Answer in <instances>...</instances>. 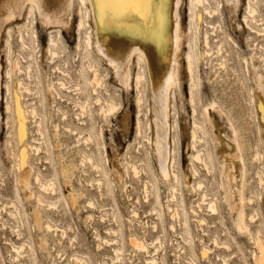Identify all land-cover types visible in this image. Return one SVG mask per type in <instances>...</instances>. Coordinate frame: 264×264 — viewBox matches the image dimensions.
<instances>
[{
  "label": "rangeland",
  "instance_id": "rangeland-1",
  "mask_svg": "<svg viewBox=\"0 0 264 264\" xmlns=\"http://www.w3.org/2000/svg\"><path fill=\"white\" fill-rule=\"evenodd\" d=\"M25 1L27 3L24 0H0V6H3L0 7L2 10H0V20H3L0 21V264H151L150 259L152 258L156 260L154 264H254L253 254L256 251V246L255 240L251 236L256 238L258 234L264 241V189L258 184L257 178L258 172L264 175V110H262V106H264V61L260 58V55L264 56V32H257L264 29V0L252 1L253 5L256 3L255 7L258 11L254 21L251 20L252 17L247 15V0H238L235 3L228 0H210L211 6L216 10L212 16L204 13L202 7L194 2L195 0L181 1L179 14L183 38L178 52L177 84L174 88V94L172 93L169 100L167 111L171 125L173 120L177 121L174 147L175 165L179 174V194L177 195L178 203L169 202L172 207L178 208L181 212L179 214L180 218L175 219H171L167 208V200L170 199L171 190L173 186H176V183L174 181L166 183L161 180L156 164L155 150H151V146L146 139L138 135L137 107L135 104L137 65L132 66L130 85L125 89L119 84L117 76L108 64L107 55H103V52L100 55L95 48L94 52L91 51L93 58H95L96 63L105 75L110 90L109 95L120 102L122 111L117 117H112L108 122H105L96 113L98 106L94 103L95 95L88 90L86 94L90 95L91 120L96 128L98 147L94 144L87 146L80 138L85 134L79 136L77 132L84 131L90 121L87 117H85L83 123L77 120L75 114L79 110L73 104V101L84 103L86 101L85 95H79L73 88V91L58 89L62 99L58 98L55 103L50 104L46 88L51 81L57 82L62 79L70 85L78 83V79L79 82L81 81L78 71L82 67L86 70V61L81 58L82 53L80 51L82 52V50L78 48V41L81 40L82 48H85V39L91 35V30H93L94 41L97 40L96 37H98L100 31L97 28L96 21L93 15L88 16L84 29L80 30L78 28L77 24L81 18V15H79V0H70L69 2L66 0L68 3L65 0H59V2L57 0L60 5L56 0L54 5H51L52 2L48 4L47 0H34L36 3L32 0ZM21 5L23 6L21 7ZM30 5L32 8L34 7L33 12L30 10ZM190 6L194 7L198 15L193 25V44L197 62L194 105L196 104L197 120L204 124V131H206V135L201 134V130L197 131L201 137L206 136V139H203V142L205 141L203 146H197L207 150L211 157L207 160V168L210 169H206L200 162H194L199 171L198 179L193 178L191 170L190 157L194 152L191 148V132L194 116L192 114L193 106L190 104V77L186 70L185 59L188 40L186 31L187 27L191 26L188 16ZM42 10L44 11L43 14L38 13ZM44 13L48 14V19H50L48 22L45 21ZM245 16H248L247 19L249 18L252 30L246 27V23L243 21ZM138 20L136 19L135 22H138ZM103 21L104 23H110L117 21V19L107 17ZM25 24H30V27H24L27 30L22 27ZM20 28L23 29L24 34H29L32 51H34L35 68L38 72L39 87L42 91L41 102L34 94H30L25 98H27V103L29 102L37 108L40 115L38 117L41 118L40 121H42L41 124L46 137L44 142L37 132L38 123L40 122H38V117L28 118L26 121V131H28L26 141H29L34 149L38 146L42 148L38 154L34 153L33 149L29 150L28 161L41 173L44 179L55 181L56 187L60 190L61 198L56 209H48V207L42 209L43 221L41 228L37 227L32 217V209L36 205L35 200L25 199L24 193L17 182L19 161L16 155H19L23 145L20 143L18 136L15 135L17 131L16 117H12V115L9 117V113H6L5 110L6 89L4 85L7 81L6 72L10 69L7 56L8 50L5 45L7 38L11 40L12 54L10 60L12 63L18 58L23 66L27 64V60H23L24 56L21 54L26 51L21 52L23 49L19 41ZM207 31L210 36V49L212 50L210 55L204 56L206 46L203 35ZM96 32L97 35H95ZM49 37L58 42V46L62 51L60 58L51 59L47 51ZM112 37H114L113 42L115 43L116 35H111V39ZM219 45H222L223 50L216 53ZM252 54L253 56L256 55L254 61H251ZM65 57L66 59H63ZM221 62L225 63L224 67H221ZM56 65L65 69L69 74L62 73V70L60 73V70L55 69L57 68ZM254 66H257L259 73L262 74L263 79L261 82ZM148 70L150 71L149 67ZM149 76L150 80L143 82L141 125L145 135L152 137L151 130L156 121V115L154 117L152 110L156 109L159 115L162 114V110L158 98L154 99L159 93L156 94L153 91L157 86L153 84L151 72H149ZM19 77L28 82L25 75L17 74L13 70V84ZM55 86H58V84L55 83ZM253 97L255 98L253 99ZM205 108H208L210 120L205 115ZM63 111L67 112L65 118H63V113H65ZM62 114L63 117H61ZM143 114L145 115L143 116ZM7 121L10 122L8 125ZM56 124L59 136L54 138ZM99 128L103 129V137L98 134ZM213 131L221 140L219 154L213 151L211 141ZM172 135L171 132V145ZM8 136L13 139L12 148L11 146L6 147L5 142ZM57 141L61 144L59 148L55 145ZM139 143L142 145L140 148ZM104 146L111 163L116 159L119 160L122 173H124L128 161L133 160L141 165V160L146 157L148 159L147 166H145L147 170L143 171L146 173L141 172L139 176L134 177L129 168L128 176L124 175L123 180L120 181L116 178L113 180L110 166L105 160ZM240 146L242 149H240ZM46 147H48V151ZM91 147L95 157L100 156L102 166L110 174V180L113 184L109 195H100L97 187V180L101 178L100 174L88 160H82L81 155L90 154L91 149L89 148ZM8 149H12L11 152H14L15 155H8ZM256 151L260 153L259 160H253ZM226 152L236 156L241 182L245 175L244 163L246 164L245 178L248 184L245 193L246 196L252 197V203L247 204L246 212L247 214L257 212L252 222L247 219L252 235H249L247 231L239 232L235 228L231 221L232 217L228 206L224 201V192L220 187L218 163L224 161ZM59 156L62 157L64 164L71 163L73 166L72 187L65 184L63 180ZM121 163H123V166ZM207 170H210V172ZM200 180L203 181L202 186L204 188L193 191L192 185L197 184ZM30 181L33 183L32 189L37 194H40L47 202L53 201V196L40 190L32 177ZM146 181H149L151 189L147 197L144 194ZM104 185L101 188L102 191L106 189ZM72 188L82 193L77 209H74L67 199V194ZM204 190L208 195L207 197L217 199L218 202L215 200L218 209L217 214H213L205 204H202L200 198ZM16 193L19 197L18 207L21 214L18 215V213L13 212L12 217L11 214H8V211H13V208L9 207L8 204L5 205V203L16 199ZM90 200L94 201L95 206L93 208L88 206ZM112 206L119 210L122 221L123 262H119L114 258L113 247L117 245L111 244V241V243L108 242L109 244L103 242L104 240L116 239V236L108 232L109 228H116L111 213ZM155 206L160 208L161 221L157 219L159 218L157 215L150 212ZM190 206L198 210L195 212L198 215L190 212ZM132 209L137 210V218L130 217ZM89 214L92 217L87 220L86 217ZM184 221H186L185 224L189 225V233L185 232V225L182 223ZM46 222L52 225V230L46 229ZM153 224H156L155 228ZM170 225L172 226L170 227ZM132 233L143 236L144 240L146 239L145 241L149 245H147L146 251L149 252H140L129 244ZM41 236L47 239V250H41L38 245ZM157 236L162 240L163 247L159 248L158 245L154 247L153 244ZM186 240H189L191 245ZM24 242L31 247H25V252L16 253L15 246H19ZM12 246L15 247L14 250ZM203 247L204 249L206 247V252H204ZM156 248L157 251H155ZM28 250L33 254L32 259L34 260H29L26 256Z\"/></svg>",
  "mask_w": 264,
  "mask_h": 264
},
{
  "label": "bare ground",
  "instance_id": "bare-ground-1",
  "mask_svg": "<svg viewBox=\"0 0 264 264\" xmlns=\"http://www.w3.org/2000/svg\"><path fill=\"white\" fill-rule=\"evenodd\" d=\"M32 1L35 2L34 0H32ZM47 1L46 2L48 4H50L49 2H52L53 4H51V5H54L55 0H50V1L47 0ZM69 1L70 0H68V2ZM181 1L182 0H165L164 10H163V17H164L163 29H162V34H161V31H160L161 30V23H160V16H159L158 10L154 9L152 15H150L147 20L141 18L140 16H136L135 14H128V15H114V16L108 17L110 19H117V21H113L110 23H104V21L101 20L99 0H79V2H80V9H79L80 14L79 15H81V18L79 20V23L77 24L78 28L80 30L84 29V27L86 25V18L88 16L90 17L91 15H93V17L96 21L97 28L100 31V33L98 34V37H96L97 40L94 41L93 30H91V35L87 36L85 39V43H86L85 48H82V41L81 40L78 41L79 42L78 48L80 50H82V52L80 51V53H82L81 58H82V60L86 61V70L87 71L83 67L81 69H79L80 71H78V72L80 73L79 77L81 78V81H80L81 83L78 81L79 80L78 79L77 80L78 83H76V84L73 83V85H70V83L61 79V80H58L59 82L57 81L58 83L51 81L46 88V92H47L48 100H49L50 104L55 103L58 98L62 97L61 93L58 91V89L59 90L60 89L65 90L66 89L68 91L74 90L79 95L80 94L85 95L84 98H86V101L84 103L79 102V101H73V104L79 110V112L75 114V118H77V120L81 121L82 123L84 122L85 117H87L90 121L88 123V125L84 128V131H79L77 133L79 136L83 135V133L85 134L83 137L81 136L80 138L83 139L84 143L87 146H90V145L92 146V144H94L98 147V144L96 143V139H97L96 128H95V125L93 124L94 122L91 120L92 119V111L90 109V105H91V102L89 99L90 95L86 94V92L88 90H90L95 95L94 103L96 104V106H98L96 109V113L105 122H108V120L112 117H117V115L119 113H121V111H122L121 110L122 106H121L120 102H118L113 96L109 95L110 90L107 86V83L105 80V75L101 71L100 66L96 63L95 58H93L91 51L94 52V48H95L96 51L99 52V54L101 52H103V55L104 54L107 55L108 64L110 65V67L114 71L115 75L117 76V80H118L119 84L121 86H123L125 89H127L130 85V80L132 78L131 77L132 76L131 68L133 65H135V64L137 65L138 71L135 75L136 92H137L136 97H135V104L137 107L136 124H137V129H138V135L140 137L146 139L147 143L150 144V146H151V150L152 149L155 150L156 164H157L158 173H159L161 180L166 182V183L172 182V181H174L176 183V186H173V188L171 190L170 199L167 200V202H168L167 208H168V211L170 212L171 219H175L178 217L180 218L179 214L181 213V212H179L180 210L178 208L172 207L169 204L170 201L178 203V196L177 195L179 194L178 193V191H179V189H178L179 174L176 170V165H175V147H174L175 131H176V127H177V121L173 120V124L171 125V123L168 120V115H167V111L169 109V100L172 97L171 96L172 93L174 94V88L176 87V84H177V72H178V64H179L178 52L181 48V42H182V38H183V30H182L181 18H180V14H179V7L181 4ZM228 1L229 2L232 1L233 3H235L238 0H228ZM252 1L253 0H247V15L249 17H252L251 20L254 21V18L256 19L255 15L258 14L257 13L258 11L255 7L256 3H255V5H253ZM24 2H26V1L24 0ZM56 2H57V0H56ZM58 2H59V0H58ZM65 2H66V0H65ZM68 2H66V3H68ZM194 2L197 5L201 6L202 10L205 11L204 13L208 14V16H212V14H215L216 10L211 6L210 0H195ZM22 6L23 5H21V7ZM33 8L30 5L31 11ZM36 8H37V6H36ZM65 8H67V7H65ZM39 12H40V14H43L44 11L43 10L38 11V13ZM45 14L46 13H44L45 21L48 22V20H50V19H48V14H46V15ZM4 15H5V13H4ZM8 15H6V16H8ZM3 16H2V18H3ZM188 16H189L191 26L190 27L188 26L187 31H186V35H188V40L186 43L187 51H186L185 59H186V70L188 72V76L190 77V86H189V94H190V102H191L190 104H192V106H193L192 114L194 116V121L192 123V132H191V134H192V136H191V139H192L191 146L192 147L191 148L193 149L194 152L191 154L190 158H191V162H192L191 163L192 164L191 170H192L193 178L198 179L199 178V171L195 167L194 162H200V163H202V165L206 169H210V168H207V165H208L207 160H209L211 157H210V154H208L207 150L202 149L201 147L197 146V145L203 146V143L205 142V141L203 142V139L206 137V136L201 137L200 135H198L197 131L201 130L200 133L204 134V135H206L205 134L206 131H204V126H203L204 124L201 121L197 120L198 116L196 115V108H195L196 104L194 105V103H195V90H196L197 62H196V58H195L194 44H193V39H194L193 25H194L195 19L198 18V15L196 14L193 6H190L189 11H188ZM248 16H245L243 21L246 23V27H248L249 29L252 30V27H251L249 20H248L249 18L247 19ZM12 17H11V19H13ZM15 17H16V15H15ZM199 17H200V15H199ZM11 19H9V20H11ZM130 19L134 20V22H132V20L130 21ZM136 19H139L138 22H135ZM15 20H16V18L14 19V21ZM0 21H3V20H0ZM4 23H5V21H4ZM263 24H264V21H263ZM25 25L22 27L23 28L28 27L30 24H28L26 26ZM1 26H2V24H1ZM24 29H26V28H24ZM28 29H30V28H28ZM213 30H214V27H213ZM261 31L264 32V29L263 30L261 29L257 32L259 33ZM97 32L95 35H97ZM8 35H9V33H8ZM111 35H116V42L115 43L113 42L114 37H112V39H111ZM27 36H28V38H27ZM35 38H36V35H35ZM7 39L8 40L6 41L5 45H6L7 50H8L7 56H8V62L10 64V69L6 72L7 81L4 85V88L6 89L5 110H6V113H9V117L11 115H12V117L13 116L16 117V119H17V129L16 130L17 131H16L15 135L18 136L20 143H22V145H23V148L21 149L19 155H16L17 160L19 161L18 166H17V170L19 172V177L17 179V182H18V185L21 187V191H23V193H24L25 199H27V200L28 199H34L35 200L36 205L32 209V217L34 218V221H35V224L37 225V227L41 228V223L43 221V215H42L43 210L42 209L44 207H48V209H56L57 208L58 203H59V199H61L60 193H59L60 190L56 187L55 181H53L52 179L51 180L44 179L41 176V173L39 171H37L32 165H30L29 161H28L29 160V155H28L29 150L33 149L34 150L33 152L38 154L42 149L41 146H38L34 149L33 148L34 146H32V144L29 143V141L28 142L26 141L27 140L26 134L28 132V131H26L27 130L26 121L28 120V118H37L40 115H39L37 108L35 106L29 104V102L28 103L26 102L27 98H25V97L30 95V94H34L39 102L42 101V97H41L42 91H41V88L39 87L38 72L36 70L37 68H35V63H34V58H33V52L34 51H32L33 48H32L31 43H30L31 40H29V34L27 33V35H26V34H24L23 29H21V28L19 29V41L21 43L20 46L23 49V51H21V52H24V50L26 51L24 53L25 55L23 53H21L24 56V59L22 58V56H21V58L23 60H25V59L27 60V64H25L24 66L22 65L21 61L18 58L14 60L15 61L14 63H12V61L10 60V56L12 54V46H11L10 38H7ZM49 39L50 40L48 42L49 44H48V48H47L48 50L47 51L50 54L51 59L54 60L56 58H60L62 51L58 46V42L52 37L51 38L49 37ZM209 39H210V36H209L208 31H207L203 35L204 44L206 46V50L203 53L204 56L210 55V51L212 50V49H210V40ZM222 50H223L222 45H219V47H217V49H216V53H220ZM216 53H215V55H216ZM100 55H102V54H100ZM63 56H65V55H63ZM255 56H256L255 54H254V56H253V54L251 55V61H254ZM148 57H149V61H148ZM260 58L262 59V61H264L263 55L262 56L260 55ZM63 59H66V57ZM224 60H225V58H224ZM148 62H149V64H148ZM220 65H221V67H224L225 63L221 62ZM64 66L66 67L65 63H64ZM55 67H57L55 69L60 70V73L62 70V73H65L67 75L69 74L65 69L61 68L59 65L58 66L56 65ZM148 67L150 68V71L148 70ZM254 68L257 71L258 78L261 82V80L263 79L262 74L259 73L257 66L256 67L254 66ZM13 70L15 72H17V74L19 73L20 75H22V74L25 75L28 82L24 81L23 78L19 77L16 79L15 83L13 84V82H12V71ZM149 72L152 73V79H153L154 86H157L156 88L154 87L155 90H153V91H155L156 94L159 93V95L156 96L154 99L156 100V98H158V101L161 103L160 105H161V110H162L161 115L157 114L156 109L152 110V112H154V117L156 115V118H155L156 121H155L154 125L151 122V124L153 125V129L151 130V132L153 133L152 137L145 135L143 128H142V125H141V117H142V112H143V109H142V107H143V82L144 81L148 82L150 80ZM78 74H77V76H78ZM151 82H149V83H151ZM55 83L58 84V86H55ZM149 86H151V85H149ZM118 87L120 88V86H118ZM72 88H73V90H72ZM263 88H264V84H263ZM150 89L152 90V87ZM155 92H154V95H155ZM254 98L255 97H253V99ZM152 100H153V98H152ZM156 103H157V101H156ZM172 107H173V105H172ZM212 107H214V106H212ZM212 107H210V108H212ZM207 109L208 108H205V110H204L206 117H208V110ZM63 112H65V111H63ZM63 114H64V117H63ZM63 114L61 117L65 118L67 115V112H65ZM144 115L145 114H143V116ZM38 119H39V117H38ZM40 120H41V118L38 120V122ZM209 120H210V118H209ZM41 122L42 121H40L38 123L37 132L40 135L41 139L45 142V139H46L45 131L42 128ZM9 123L10 122L7 121V125ZM70 130H72V129H70ZM67 131H68V128H67ZM9 132L11 133V131H9ZM171 132L173 134L172 135V145L170 144V133ZM10 133H9V135H10ZM212 133H213V135L211 137V141H212V145L214 148L213 151H214V153L217 152V154H219L220 148H221L220 147L221 140L214 131ZM98 134L100 135V137H103V129L102 128H99ZM11 136H8L6 139V142H5L6 147L11 146V148H12L11 144H12L13 139H11L12 138ZM57 136H59V130H58V126L56 124L54 127V138H56ZM79 144H80V142H79ZM41 145H42V143H41ZM55 145L57 148H59L61 146L59 141H57L55 143ZM141 146L142 145L139 143V148ZM47 148L48 147H46V150L48 151L49 149H47ZM89 149H91L90 154H82L81 155L83 158L82 160H84V161L88 160L91 163L92 167L100 174L101 178L99 180H97V185H98L97 187L99 189L98 192H100V195H103V194L109 195V193L111 192V186L113 184V182L110 180V174L102 166L100 156H98L96 158L94 155L92 147ZM103 149H104L105 160L107 161V163L110 166V170L112 172L111 175H113V180L115 178L117 180H120V181L123 180L124 175L128 176L129 168L132 171L134 177L139 176L141 172L147 170L145 166H147L148 159L146 157H144L141 160V165H138L133 160L128 161V165H126L124 168V173H125L124 174L120 171L121 169H120V165H119V160L116 159L115 161H113L111 163V160L108 156V152L106 150V147L104 146ZM240 149H242L241 146H240ZM11 151H13V150L8 149V155H10V156L15 155L14 152H11ZM151 154H152V152H151ZM253 157H254V159L252 158L253 160H259L260 153L256 151V153L253 155ZM59 158H60L59 162H60V166H61V174H62L63 180H64L65 184H67L68 186H71L73 166L71 165V163H69V164L65 163L64 164L63 159H61L62 157L59 156ZM236 159L237 158L235 155L231 154L230 152H226L224 161L218 163V165H219L218 166L219 167V176H220V187L224 192V201L228 206L230 215L232 217L231 221L234 224L235 228L239 232L247 231L249 233V235H252V233L250 232V227H249V223L247 222V219L251 220L250 222H252L255 215H257V212L255 214H249V213L247 214V212H246L247 204L252 203V197L246 196V193H245V190L247 189V184H248V182L245 178L246 164L244 163V174L245 175H244V178L241 182V178L239 177V174H238V168H237L238 165H237ZM121 165L123 166V163H121ZM209 166H211V165H209ZM207 171L210 172V170H207ZM143 173H146V172H143ZM257 175H258L257 176L258 184L261 186V188L264 189V175L261 174L260 172H258ZM185 176H186V178H188L187 175H185ZM31 177H32L33 181L39 186L40 190L47 192L53 196L52 197L53 201L47 202L40 194H37L32 189L33 183L30 181ZM202 182L203 181L200 180V181H198L197 184H193L192 185L193 191L194 190L195 191L202 190L204 188V186H202L203 185ZM103 185L106 187V189H104L105 191L103 190L105 193L101 189ZM144 188H145L144 194L147 197L149 191H151L149 181L148 182L146 181V185ZM204 191H202L201 198H200L202 204H205L210 212H212L213 214H217L218 209H217V205L215 204V200L217 201V199L215 197H213V198L207 197L208 195H207L206 191L205 192ZM80 192L76 191V190H74V188H72V190L70 189V191L67 194V199L69 201V204L74 209L78 208L77 205L79 204V198L82 195V193H80ZM104 197H106V196H104ZM15 198L16 199L11 200L10 202L8 201V203H5V205L8 204L9 207L13 208V211L12 210L8 211V214H11V216L14 215V214H12L13 212L18 213V215L21 214L19 207H18L19 197H18L17 193H16ZM9 204L12 206H10ZM88 206L93 208L95 206L94 201L90 200L88 202ZM196 211H198V210L195 209L193 206H190V212L191 213H193L195 215ZM199 211H200V209H199ZM103 212H105V211H103ZM150 212L157 215V217H159V218H157V217L156 218L160 219V221H161V218H160L161 217V211H160V208L158 206L153 207ZM111 213L113 216V221L116 224V228H109L108 232H110L114 236H116V239L114 238L112 240H107V241L104 240L103 242L104 243L107 242V244H109L108 242L111 241L112 242V243L110 242L111 244L117 245L116 247H113L114 258L119 262H123V259H124V257H123L124 256V254H123L124 245L123 244H124V242H123V238H122V221L120 219L119 210L115 206L113 208H111ZM130 213H131L130 217H132V218L138 217L137 210L132 209ZM196 215H198V214H196ZM91 217H92V215L89 214L86 217V219L90 220ZM14 218H15V216H14ZM199 220H200V222H202L201 219H199ZM185 222L186 221L182 222L185 225V232L189 233V229H190L189 225L187 223L185 224ZM155 225L153 226L154 228L156 227ZM172 225H170V227ZM146 226H147V224H146ZM51 227H52V225H50L49 222H46V229L52 230ZM55 229H57V228H55ZM61 231H63V230H61ZM257 236H258V234L256 235V238L251 236V238H253L255 240V246H256V251L253 254V260H254V264H264V241H263L262 237H259V236L257 237ZM41 237L42 238H39V240H38V245H39L41 250H47V245H48L47 239L43 236H41ZM145 240H144L143 236H139L136 233H132L130 235V238H129V244L135 250L147 253V252H149V251H146L148 244H147V241H145ZM189 240H186V241H188L187 243H189ZM214 242H216V241L214 240ZM189 244L191 245V243H189ZM28 245L29 244L28 243L25 244V242L20 244L19 246L14 245L16 247V248L14 247L16 249L15 252L18 254L20 252L21 253L25 252L24 251L25 247H28V248L31 247ZM153 245H154V247H157V245L159 246V248L161 246L163 247L162 240L159 238V236H157L155 238V242ZM12 248H13V246H12ZM14 248H13V250H14ZM29 250L26 252L27 253L26 256H28L29 260H34V259H32L33 254L30 253V251H32V250H30V251ZM203 250H204V252H206L207 251L206 247H205V249L203 247ZM155 251H157V248L155 249ZM20 255H22V254H20ZM20 257H22V256H20ZM154 259L153 258L150 259L151 264L155 263L156 260H154ZM31 262H34V261H31Z\"/></svg>",
  "mask_w": 264,
  "mask_h": 264
},
{
  "label": "snow or ice",
  "instance_id": "snow-or-ice-1",
  "mask_svg": "<svg viewBox=\"0 0 264 264\" xmlns=\"http://www.w3.org/2000/svg\"><path fill=\"white\" fill-rule=\"evenodd\" d=\"M164 3L165 0H99L101 20L114 15L128 14H135L147 20L155 9L159 12L162 34Z\"/></svg>",
  "mask_w": 264,
  "mask_h": 264
}]
</instances>
